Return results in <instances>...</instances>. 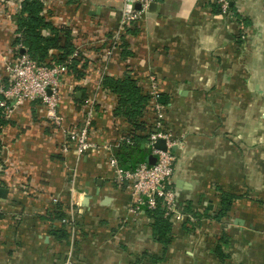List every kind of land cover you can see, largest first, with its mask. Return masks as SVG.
Instances as JSON below:
<instances>
[{"label":"crops","instance_id":"0c3cea01","mask_svg":"<svg viewBox=\"0 0 264 264\" xmlns=\"http://www.w3.org/2000/svg\"><path fill=\"white\" fill-rule=\"evenodd\" d=\"M20 3L0 0L3 80ZM42 3L76 60L58 112L65 127L79 126L93 101L89 138L99 150L79 162L63 152L39 101L1 116L0 187L8 194L0 199V264H264V0H231V15L214 0H152L114 48L123 0ZM106 76L132 78L143 92L153 77L159 87L164 127L177 140L170 184L181 216L171 220L166 247L153 239L150 216L127 213L132 186L110 170L133 127L104 89ZM224 197L229 209L218 219ZM57 205L73 228L48 219Z\"/></svg>","mask_w":264,"mask_h":264},{"label":"built area","instance_id":"2783aa9c","mask_svg":"<svg viewBox=\"0 0 264 264\" xmlns=\"http://www.w3.org/2000/svg\"><path fill=\"white\" fill-rule=\"evenodd\" d=\"M152 0H123L117 31L111 48L115 47L118 35L132 23L141 19L143 13L148 11ZM217 9L222 15H231V0H214ZM139 4V9L135 5ZM241 38H244L243 36ZM24 49L20 44L14 51ZM111 50L106 49L105 55ZM70 60L58 65H40L30 58L26 52L19 53L13 60L5 64L6 78H0V110L1 115L9 118L14 111L24 103L39 101L45 108L47 120L62 133L61 150L70 152L79 162L84 154H93L99 146L89 138L90 127L93 120V101L87 100L83 106L82 122L79 126L65 127L64 117L58 112L60 92L63 86L68 85L65 80ZM150 108L154 115L152 131L149 133L146 146L151 156L156 158L153 165L148 162L139 163L134 169H123L119 166L115 156L109 158V167L113 178L117 182H129L132 186V201L127 207V213L132 216L139 215L144 210H154L159 203L163 206L164 217L178 220L180 214L176 206L175 192L171 187V177L174 171L176 155L173 148L177 140L172 132L164 127V110L159 101L160 92L156 80L151 77L149 85ZM158 140L165 142V150L154 147ZM126 142L130 140L126 138ZM57 202V199H53ZM69 228H73L75 220L72 216L61 220Z\"/></svg>","mask_w":264,"mask_h":264},{"label":"trees","instance_id":"16d2710c","mask_svg":"<svg viewBox=\"0 0 264 264\" xmlns=\"http://www.w3.org/2000/svg\"><path fill=\"white\" fill-rule=\"evenodd\" d=\"M44 7L42 0H21L20 11L16 16V30L14 45H21L26 54L40 65H58L70 60L66 73L74 68L75 58L71 57L73 41L68 34L63 33L62 28L51 25L43 15ZM48 29L49 35L43 31ZM51 50L58 54H49ZM15 52V53H14ZM14 58L19 55L20 50L14 51ZM104 89L118 97L117 113L122 115L131 124L133 130L122 136L118 149L114 155L117 157L119 166L123 169H134L139 163L146 162L149 150L144 147L149 133L152 131L154 115L150 108V94L142 91L136 80L124 77L121 79L104 77L102 83ZM159 101L163 103V99ZM149 115V117H147ZM0 110V127L4 125ZM126 138L130 143L126 142ZM229 200L224 197L221 201V209L216 217H223L229 209ZM152 220L153 239L163 246H167L171 240V219L164 217V209L161 203L151 211L144 210ZM65 211L61 205H57L49 216L51 221H60L65 218ZM53 219H52V218ZM64 225V224H62ZM66 226V225H65ZM52 234L57 238H66L64 230H53ZM153 260H157L151 256Z\"/></svg>","mask_w":264,"mask_h":264},{"label":"water","instance_id":"95a60500","mask_svg":"<svg viewBox=\"0 0 264 264\" xmlns=\"http://www.w3.org/2000/svg\"><path fill=\"white\" fill-rule=\"evenodd\" d=\"M153 6H154V4L150 3L148 9L151 11ZM135 7L138 9L139 8V4H136ZM20 53L21 54H25V50L24 49H21L20 50ZM154 147L156 149H159V150H165V148H166L165 147V142L163 140H158L154 144ZM155 160H156V158L154 156H151V155L147 158V162L150 165H153L154 162H155ZM7 194H8V190L6 188H4V187H0V199H5L7 197Z\"/></svg>","mask_w":264,"mask_h":264}]
</instances>
